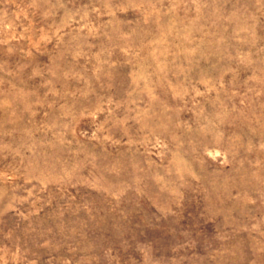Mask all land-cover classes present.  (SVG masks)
Listing matches in <instances>:
<instances>
[{
    "label": "rangeland",
    "instance_id": "374dc122",
    "mask_svg": "<svg viewBox=\"0 0 264 264\" xmlns=\"http://www.w3.org/2000/svg\"><path fill=\"white\" fill-rule=\"evenodd\" d=\"M0 264H264V0H0Z\"/></svg>",
    "mask_w": 264,
    "mask_h": 264
}]
</instances>
